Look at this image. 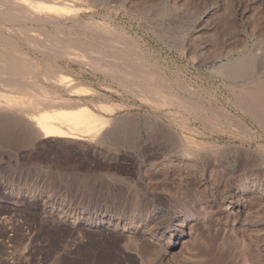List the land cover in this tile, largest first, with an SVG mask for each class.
<instances>
[{
  "label": "rangeland",
  "instance_id": "374dc122",
  "mask_svg": "<svg viewBox=\"0 0 264 264\" xmlns=\"http://www.w3.org/2000/svg\"><path fill=\"white\" fill-rule=\"evenodd\" d=\"M59 1L84 9L85 21L91 13L123 30L133 40L128 47L183 105L153 108L105 76L71 66L107 98L95 101L122 104L114 114L120 133L116 128L96 147L28 144L0 131V264H264V172L256 173L260 192L242 190L251 187V168L238 151L264 159V133L244 117L254 131L246 135L225 115L241 118L234 93L264 82V0ZM247 65L255 72L223 77ZM162 123L180 140L156 131ZM186 138L208 146L192 156ZM174 212L199 219L186 223L182 236ZM159 228L168 235L155 240L150 233ZM168 238L177 244L163 250Z\"/></svg>",
  "mask_w": 264,
  "mask_h": 264
},
{
  "label": "bare ground",
  "instance_id": "6f19581e",
  "mask_svg": "<svg viewBox=\"0 0 264 264\" xmlns=\"http://www.w3.org/2000/svg\"><path fill=\"white\" fill-rule=\"evenodd\" d=\"M89 7L88 9H90ZM81 10L75 4L67 5L59 0H0V131L15 132L14 134L17 133L23 142L28 144H34L42 140H50L51 142L52 140H66L74 143L84 142L95 146H103L108 143L115 129L119 126L114 114L120 111L123 106L107 100L100 101L96 99L97 101H95V97L107 98L95 88L84 84L79 74H74V71L70 70L71 66H77L80 74L88 70L92 73L101 74L103 77L105 76V79L118 84L121 90L133 94L139 101L151 103L153 108L171 106L175 102L183 105L180 99L176 101L180 95L176 99L177 95L175 96L170 91L169 87H167L168 84L165 83L167 86L164 84V78L163 81L159 80L152 73V68L151 71L148 70L150 66L146 67L145 61L143 62L144 58L137 56L139 53L135 54V51L133 53L132 49L128 47L133 40L128 42L127 40L129 39H127L128 37L126 38L123 30L124 33L116 31V26H113L112 22L109 24L98 23L92 18L91 13L89 14L90 17L85 21L83 20L84 18L82 19L79 16ZM74 29H79V31L77 30L76 32ZM110 35L114 37L116 35L117 40H114L115 38L107 40ZM121 41L124 42L123 48L117 46ZM136 45L130 46L138 49ZM59 61H63L64 64L59 63ZM253 67H231L232 69L226 70L223 73L224 76H222L229 79L235 76L239 78L242 75H238V73L242 69L246 73L247 70V72L251 71L252 69L250 68ZM254 70H252V73L255 72ZM252 73L250 72V76H252ZM249 86L243 89L239 88L234 93L235 102L233 104L241 112V118L228 113L229 111L226 112L227 110L225 115L229 116V120L230 117H233V120H231L237 121L236 125L246 135L253 136L252 133L254 131L252 132L248 125L249 123L247 124L244 117L248 118V120L250 119L264 133V82H259V84L251 88ZM99 87H104V84H99ZM166 89L168 92L164 94L163 91ZM178 103L174 105L178 106ZM195 106L193 105L192 107ZM200 115L202 114L200 113ZM174 116L176 117L177 115ZM209 124H212V122ZM116 125L117 127L115 128ZM157 130L162 132L164 136L166 134L180 140L176 134L177 132L171 129L169 125L159 124L156 127ZM186 140V142L189 140V145H187L190 146L191 144L192 146L189 151L191 152L190 155H196L197 150L201 149L199 146H206L208 143L196 139L190 140L186 138ZM214 145L217 146V144ZM260 147L264 148V145ZM203 148L206 149L207 147ZM237 148L239 147L237 146ZM209 149H212V147H209ZM215 150L217 148L214 149V152ZM212 151L209 150L208 152L214 155ZM238 151H241L244 155L245 165L251 168V187H243L242 190H254L257 192L262 185L261 181L258 180V172H264V159L257 151L249 148L241 147ZM198 152L200 154V151ZM188 153H186V159L190 157ZM228 153L230 152L228 151ZM214 157L216 156H213V159ZM170 219L176 222L175 228L181 230L179 233H182L183 236L186 223L196 221L199 216L193 215V213L180 215L174 212L171 214ZM150 235L157 240L166 237L168 234L166 229L159 228L152 231ZM168 239L169 241L162 246L163 250L177 244L176 241L172 243V239Z\"/></svg>",
  "mask_w": 264,
  "mask_h": 264
}]
</instances>
